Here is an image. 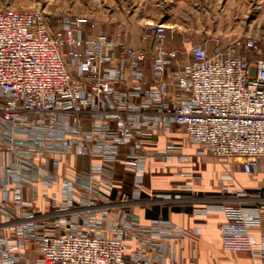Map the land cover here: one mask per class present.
<instances>
[{
    "label": "built area",
    "instance_id": "obj_1",
    "mask_svg": "<svg viewBox=\"0 0 264 264\" xmlns=\"http://www.w3.org/2000/svg\"><path fill=\"white\" fill-rule=\"evenodd\" d=\"M96 28L40 8L0 11V264H178L172 245L186 230L143 225L111 201L118 172L142 184L155 155L145 143L159 130L176 128L198 156L238 160L264 177L261 38L210 50L151 24L139 49L121 30ZM173 149L159 154L170 161ZM68 157L87 164L72 171ZM220 183L236 186L231 168ZM236 196L195 214L222 213L223 247L264 264V199Z\"/></svg>",
    "mask_w": 264,
    "mask_h": 264
},
{
    "label": "crops",
    "instance_id": "obj_2",
    "mask_svg": "<svg viewBox=\"0 0 264 264\" xmlns=\"http://www.w3.org/2000/svg\"><path fill=\"white\" fill-rule=\"evenodd\" d=\"M198 2L197 5L208 9L207 0ZM194 4L196 2L193 0H118L115 12L108 11L106 20L120 21L118 27L124 39L142 49L148 47L142 41L148 25L169 26L170 21L177 18L194 19L190 15ZM177 11L181 13L177 15ZM183 31L195 34L188 26H184ZM168 146L174 147L169 152L170 161L164 160L159 154V151ZM197 150L198 147L189 141L184 132L176 128L159 130L152 140L145 143L144 153L155 155L147 160V173L142 184L138 185L133 175L126 177L121 171L118 172L111 195L112 203L119 204L127 212L138 216L143 225L163 219L186 230L188 237L172 245L178 264H191L193 261L197 264H262L261 258L250 252L229 251L223 247L221 227L226 218L222 213H214L210 217H200L195 213L208 202L232 203L239 193L257 197L251 189L264 188V177L246 175L241 161L217 159L210 155L200 157ZM126 152L127 149L123 148V154ZM182 157L189 161H181ZM81 160L78 157H68L64 161L74 171L87 164V159ZM93 160L100 159L94 157ZM228 168H231L236 186L224 183L228 185L226 189L220 183V177ZM260 176L262 179H258ZM137 193L139 198H133ZM176 196H181V199H176ZM148 213L151 217H148ZM253 232L257 236L260 234L257 230Z\"/></svg>",
    "mask_w": 264,
    "mask_h": 264
},
{
    "label": "rangeland",
    "instance_id": "obj_3",
    "mask_svg": "<svg viewBox=\"0 0 264 264\" xmlns=\"http://www.w3.org/2000/svg\"><path fill=\"white\" fill-rule=\"evenodd\" d=\"M118 0H0V11L6 9H42L53 16H85L96 23L97 33L120 31V21L106 20L115 12ZM190 15L194 19L170 21L175 41L202 45L212 50L217 43L228 44L240 36H258L264 41V0H207L208 9L197 5ZM199 3V2H198ZM177 15L181 12L177 11ZM188 26L192 32L183 31ZM119 28V29H118ZM108 29V30H107ZM262 179V177H258ZM264 199V194L254 195ZM260 201V203H262Z\"/></svg>",
    "mask_w": 264,
    "mask_h": 264
},
{
    "label": "trees",
    "instance_id": "obj_4",
    "mask_svg": "<svg viewBox=\"0 0 264 264\" xmlns=\"http://www.w3.org/2000/svg\"><path fill=\"white\" fill-rule=\"evenodd\" d=\"M251 192H252L253 194L262 195V194H264V188L259 187V188H257V189H251ZM164 214L167 215L166 212H164ZM147 215H148V217H151V215H150L149 213H148Z\"/></svg>",
    "mask_w": 264,
    "mask_h": 264
},
{
    "label": "bare ground",
    "instance_id": "obj_5",
    "mask_svg": "<svg viewBox=\"0 0 264 264\" xmlns=\"http://www.w3.org/2000/svg\"><path fill=\"white\" fill-rule=\"evenodd\" d=\"M166 9V8H165ZM167 25V24H166ZM170 28V25L168 26Z\"/></svg>",
    "mask_w": 264,
    "mask_h": 264
}]
</instances>
